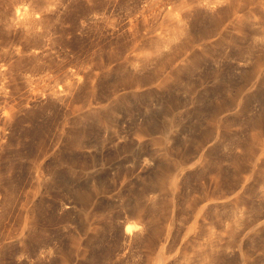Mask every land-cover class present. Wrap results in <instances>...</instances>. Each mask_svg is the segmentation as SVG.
Here are the masks:
<instances>
[{"label": "rangeland", "instance_id": "1", "mask_svg": "<svg viewBox=\"0 0 264 264\" xmlns=\"http://www.w3.org/2000/svg\"><path fill=\"white\" fill-rule=\"evenodd\" d=\"M0 264H264V0H0Z\"/></svg>", "mask_w": 264, "mask_h": 264}, {"label": "bare ground", "instance_id": "2", "mask_svg": "<svg viewBox=\"0 0 264 264\" xmlns=\"http://www.w3.org/2000/svg\"><path fill=\"white\" fill-rule=\"evenodd\" d=\"M214 6V5H213ZM210 7V6H209ZM219 7V6H218ZM212 9V8H211ZM210 10V9H209ZM215 11V10H214ZM27 16H28V10L26 9V8H24V7H21V8H18V10H17V20H19V21H23V20H25L26 18H27ZM172 123V122H171ZM139 214H140V212H139ZM131 232H132V228L130 227V226H128L127 228H126V234H131Z\"/></svg>", "mask_w": 264, "mask_h": 264}]
</instances>
